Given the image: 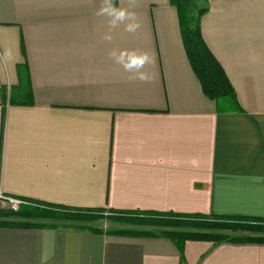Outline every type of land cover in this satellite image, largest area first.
Returning a JSON list of instances; mask_svg holds the SVG:
<instances>
[{"label":"crops","instance_id":"obj_1","mask_svg":"<svg viewBox=\"0 0 264 264\" xmlns=\"http://www.w3.org/2000/svg\"><path fill=\"white\" fill-rule=\"evenodd\" d=\"M99 5L0 0V53L14 57L0 62V191L69 207L264 219V0H204L199 19L238 112L203 94L169 0H136L134 35L110 29ZM112 47L153 54L151 81L130 82L108 59ZM18 65L28 105L8 99ZM0 264H264V244L188 241L182 260L161 237L0 228Z\"/></svg>","mask_w":264,"mask_h":264},{"label":"trees","instance_id":"obj_2","mask_svg":"<svg viewBox=\"0 0 264 264\" xmlns=\"http://www.w3.org/2000/svg\"><path fill=\"white\" fill-rule=\"evenodd\" d=\"M169 3L177 11L185 53L203 94L214 101L219 110L240 111L231 83L202 38L199 19L205 7L198 9L197 18L192 19L190 10L194 0H169ZM24 70V65H18L21 83L10 90L8 98L14 104L32 103L31 88L28 79L24 80ZM3 92L5 95V88ZM0 228H71L97 235L161 237L177 247L182 260L183 247L188 241L211 242L214 245L264 244V219L117 211L104 207H69L32 200L16 212L0 211Z\"/></svg>","mask_w":264,"mask_h":264},{"label":"clouds","instance_id":"obj_3","mask_svg":"<svg viewBox=\"0 0 264 264\" xmlns=\"http://www.w3.org/2000/svg\"><path fill=\"white\" fill-rule=\"evenodd\" d=\"M135 7L136 0H129L128 8L118 6L117 0H100L96 15L106 18L110 29L123 25L125 32L134 35L142 27L136 12L130 10ZM102 39L111 44L114 37L111 32H108ZM107 55L109 60L128 74L127 78L130 82L148 83L151 81L152 75L147 69L155 63L153 54L137 49L112 47L108 50ZM13 59L10 50L0 53V62L3 64H8Z\"/></svg>","mask_w":264,"mask_h":264},{"label":"built area","instance_id":"obj_4","mask_svg":"<svg viewBox=\"0 0 264 264\" xmlns=\"http://www.w3.org/2000/svg\"><path fill=\"white\" fill-rule=\"evenodd\" d=\"M26 204V200L6 195L0 191V211L16 212Z\"/></svg>","mask_w":264,"mask_h":264},{"label":"rangeland","instance_id":"obj_5","mask_svg":"<svg viewBox=\"0 0 264 264\" xmlns=\"http://www.w3.org/2000/svg\"><path fill=\"white\" fill-rule=\"evenodd\" d=\"M203 4H204V0H194V3H193V5L191 7V10H190L192 19L197 18V11H198L199 8H204Z\"/></svg>","mask_w":264,"mask_h":264}]
</instances>
